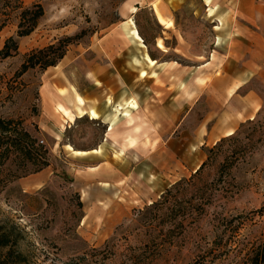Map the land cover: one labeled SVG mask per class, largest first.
Wrapping results in <instances>:
<instances>
[{
    "label": "rangeland",
    "instance_id": "1",
    "mask_svg": "<svg viewBox=\"0 0 264 264\" xmlns=\"http://www.w3.org/2000/svg\"><path fill=\"white\" fill-rule=\"evenodd\" d=\"M138 1L0 0V50L22 7L44 12L0 58V121L13 123L2 144L30 136L0 149V264H244L264 244V8L248 21L233 2L187 0L165 29ZM76 35L55 67L18 76L31 51ZM130 68L147 76L125 86ZM102 74L100 118L63 122L56 103L74 109ZM115 87L138 109L108 132Z\"/></svg>",
    "mask_w": 264,
    "mask_h": 264
},
{
    "label": "crops",
    "instance_id": "2",
    "mask_svg": "<svg viewBox=\"0 0 264 264\" xmlns=\"http://www.w3.org/2000/svg\"><path fill=\"white\" fill-rule=\"evenodd\" d=\"M186 1L187 0H139L137 2V5H139V7H146L152 10L158 23L161 24L165 29H169L170 27H172V22L170 21V13H171L172 6H178L180 4L185 3ZM216 1L217 0H202L203 5L206 8H208L207 10H210V12L212 11L213 7L216 6ZM227 1L231 3L233 2L231 8L234 9L236 6V12L245 20L257 21L262 18L259 11L261 10V8H264V4L259 3L256 0H227ZM135 11H136L135 7H132L130 9L131 13H135ZM125 25H124L125 30H127V34L131 37V39H133L134 41L141 42V38L137 30L134 27H128L131 25L133 26V22L129 20L127 23H125ZM140 46L143 47V45H140ZM157 46L159 48H162V44L160 41L157 42ZM144 60L149 66H154L156 64V62L150 59L147 54L144 55ZM134 63L138 65L140 62L138 59H134ZM137 73H138V76L140 77L147 76L146 72L143 70L140 73L139 72ZM138 76L135 75L134 69L130 68V69L124 70V73L122 74L121 79L126 86V82L129 83L130 80L134 81V79H137ZM122 77L125 78V80L127 81H124ZM133 77H136V78H133ZM111 84L112 82L106 74L105 75L102 74V76H97L96 81L94 82L95 87L93 88V90L84 91L82 94H77L75 98L72 97L74 109L73 108L69 109L68 107L64 106L62 103L57 102L56 107H55L56 113L60 115L63 122H68V123H72L75 120V118H80V117H83L84 115L89 116L91 120H98L100 118L99 113L97 112L98 110L97 111L94 110V108L91 106L93 105L92 104L93 101L98 100L100 102L102 100V93L94 92V89L99 90V87L102 89L103 86L109 89V86ZM122 89L124 88L115 87L113 89V94L111 98L114 99L116 108L114 109V112H115L114 116L108 122V127H109L108 132L113 131L115 122L117 120V115H121L122 117H125V119L131 120L129 111L138 109L137 104L135 103L133 99L127 98V100L123 101L126 97L125 95L130 94V89H125V90H122ZM82 99L84 100V102ZM119 99H121L123 105H121L120 102H117ZM107 102L108 104L111 103V101L109 100ZM74 110H76L78 114L77 117L74 116V113H75ZM248 111L249 109L246 108V112ZM48 115L55 117L51 109L50 111L48 110ZM46 128L49 129L48 126ZM225 135L226 136L232 135V131L228 130L227 132H225ZM128 143L129 145H133L135 141L133 138H129ZM65 148L68 151H70L73 155H76V156L87 155L89 153H96V154L99 153V149H93L90 152H85V151H80V150H74L70 145H66Z\"/></svg>",
    "mask_w": 264,
    "mask_h": 264
},
{
    "label": "trees",
    "instance_id": "3",
    "mask_svg": "<svg viewBox=\"0 0 264 264\" xmlns=\"http://www.w3.org/2000/svg\"><path fill=\"white\" fill-rule=\"evenodd\" d=\"M43 14V8L39 4H35L31 7L21 8L19 13V23L17 25L15 37L12 36L5 40L3 47L0 50V58L5 59L12 56V54H16L18 52L17 39L30 35L37 27L38 22L42 18ZM77 37L78 35L74 37H64L46 47L31 51L22 63L18 76H21L28 70L36 67L43 70H46L50 67H55L58 62H60L65 56L67 47L72 44ZM149 56L151 59L156 60V58L151 53H149ZM12 126L13 123L10 120L0 121V149L5 146L3 152L6 151L7 148H11V146H13L15 142L27 145L28 140H30V136L27 133L23 132L20 133V136H22L23 139L15 138V140L12 142L13 144H8L7 142L5 143V145H3L2 142H5L6 140L2 135L8 134L11 131ZM209 153H211V149L208 150L206 161L211 158V155H209ZM28 154H31L30 150H28ZM204 166L205 163L201 164L195 174L199 173ZM169 193H171V190L167 189L162 194L161 200H165L168 197L167 195ZM9 239L10 236L7 233H1L0 248L7 247L10 243ZM244 264H264V244L256 245L254 248V252L246 259Z\"/></svg>",
    "mask_w": 264,
    "mask_h": 264
},
{
    "label": "built area",
    "instance_id": "4",
    "mask_svg": "<svg viewBox=\"0 0 264 264\" xmlns=\"http://www.w3.org/2000/svg\"><path fill=\"white\" fill-rule=\"evenodd\" d=\"M258 2H264V0H257Z\"/></svg>",
    "mask_w": 264,
    "mask_h": 264
}]
</instances>
